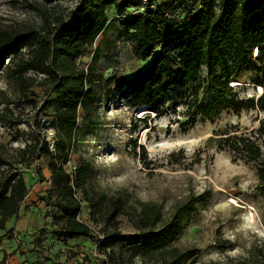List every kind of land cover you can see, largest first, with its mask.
Masks as SVG:
<instances>
[{
  "label": "rangeland",
  "instance_id": "374dc122",
  "mask_svg": "<svg viewBox=\"0 0 264 264\" xmlns=\"http://www.w3.org/2000/svg\"><path fill=\"white\" fill-rule=\"evenodd\" d=\"M77 2L0 0V27H39L43 9L50 14L68 13ZM133 14V9L123 15L112 7L106 9L107 18L123 19ZM118 24L99 35L89 50L91 53L104 35L112 40L103 45L95 62L96 89L101 96L97 109L99 121L94 128H89L79 112L81 129L66 170L74 174L81 162H89L92 167L85 184L88 190L108 195L124 193L132 201L159 204L164 218L174 206L191 196H199L171 242L181 250H197L183 264H234V261L252 258L259 249H264V193L257 187L258 163L232 151L223 138L233 134L249 136L260 146L264 158V135L256 131L259 120L264 118V109L254 106L236 112L221 102L217 90L194 89L205 78V66L201 67L197 81L170 91L161 112L130 107L121 96L123 83L146 68L150 58L144 61L136 58L131 43L115 37ZM90 60L88 54L78 58L77 63L85 68ZM257 75L255 65L243 67L237 76L229 79L225 96L236 100L254 99ZM26 76L36 79L31 90L22 95L10 70L0 74V90L9 99V104L1 103L0 108L7 106L11 113L10 121L0 122V152L10 162L1 169L17 171L28 187L17 218L0 229V258L5 253V264H14L11 256L19 252L25 258L22 264H106L93 251L111 250L115 256L111 264H157L159 255H143L142 248L127 244V237L136 232L127 216L118 215L115 223L107 221L104 210L95 211L92 216L80 190H76V196L81 199L78 217L89 226L92 236L71 240L55 236L51 220L58 211L41 200L51 186L47 160L34 156L22 163L15 161V150L26 143L41 140L54 148L55 131L50 119L55 95H47L43 76L31 71ZM136 117H146L148 124L144 125ZM134 142L135 155L132 153ZM140 145L146 151L143 157ZM146 162L149 168L145 167ZM37 170L44 180L37 175ZM116 233L119 235L103 239ZM131 257L133 261L129 263L127 259Z\"/></svg>",
  "mask_w": 264,
  "mask_h": 264
},
{
  "label": "trees",
  "instance_id": "16d2710c",
  "mask_svg": "<svg viewBox=\"0 0 264 264\" xmlns=\"http://www.w3.org/2000/svg\"><path fill=\"white\" fill-rule=\"evenodd\" d=\"M43 1L57 3L59 0ZM141 1L78 0L68 13L54 11L50 14L43 9L39 27H0V74L10 70L18 92L26 95L36 79L26 76V72L31 71L43 76L47 95H55L50 119L55 131L54 148L51 149L47 142L35 140L14 152L18 163L34 156L47 160L51 186L41 200L58 211L51 220L55 236L62 240L92 236L89 226L78 219L81 199L76 196V190H80L92 216L95 211L104 210L107 221L115 223L118 215L131 220L136 232L127 237V244L142 248L143 255H159L157 264H183L197 250H181L171 242L181 231L199 196H191L174 206L164 218L159 204L132 201L130 195L124 193L108 195L88 190L85 184L92 167L89 162H81L72 177L66 171L65 165L81 129L79 112L89 128H94L99 121L97 109L101 96L96 89L95 62L103 45L112 40L104 35L91 53L89 50L99 35L119 22L115 37L130 42L136 58L142 61L150 58L146 68L123 83L121 96L130 107L161 112L170 91L197 81L201 67L205 66V78L202 84L196 83L194 89L217 90L221 102L236 112L255 105L264 109V94L254 101L253 98H227L224 92L229 79L249 65H255L258 73L255 83L264 85V0H146L143 4ZM153 4L155 6L151 7ZM139 6H143L141 12L123 19L106 16L108 7L123 15L126 10ZM254 49L256 56H253ZM88 54L90 63L85 68L80 67L78 58ZM8 100L6 92L0 90V104L7 105ZM10 114L7 106L0 108V122L10 121ZM136 119L148 124L146 117ZM256 131L264 135V118L259 120ZM223 141L232 151L258 163L260 183L257 187L264 193V158L260 146L243 134L227 135ZM132 146L135 155L136 143ZM139 148L140 156H145L144 147L140 145ZM142 161L145 162V158ZM5 165L10 162L0 152V229H5L12 218H17L20 204L28 194L24 178L17 171L1 169ZM144 165L149 168L147 162ZM37 175L44 180L40 170ZM117 235H107L103 239ZM106 253L110 262L115 261L113 251ZM6 259L4 253L0 264H5ZM127 261L131 263L133 258ZM234 264H264V249Z\"/></svg>",
  "mask_w": 264,
  "mask_h": 264
},
{
  "label": "built area",
  "instance_id": "2783aa9c",
  "mask_svg": "<svg viewBox=\"0 0 264 264\" xmlns=\"http://www.w3.org/2000/svg\"><path fill=\"white\" fill-rule=\"evenodd\" d=\"M146 0H142L141 2H142V4L145 2ZM155 5L153 4V5H151V7H154ZM131 9H133V11H134V13L135 12H141L142 10H143V6H139L138 7V9H135L134 7L133 8H131ZM256 54H257V51H256V49H254V51H253V56H256ZM253 93H254V99H255V101L257 100V98L259 97V96H261V95H263L264 94V85H259V84H255V89L253 90ZM255 107L256 108H258V106L257 105H255ZM263 119V118H262ZM69 162V161H68ZM67 162V163H68ZM66 163V164H67ZM67 171V170H66ZM68 172V171H67ZM69 173V172H68ZM70 174V176L72 177L74 174H71V173H69ZM250 209V208H249ZM249 211V213H250V215L252 214V212H251V210H248ZM78 219H79V217H78ZM80 220V219H79ZM81 221V220H80ZM93 255L94 256H96V257H98V258H101V259H103L104 260V262H106V264H111L110 263V261L108 260V258H107V254L103 251H97V250H94L93 251Z\"/></svg>",
  "mask_w": 264,
  "mask_h": 264
},
{
  "label": "crops",
  "instance_id": "0c3cea01",
  "mask_svg": "<svg viewBox=\"0 0 264 264\" xmlns=\"http://www.w3.org/2000/svg\"><path fill=\"white\" fill-rule=\"evenodd\" d=\"M6 253H9L8 250H6ZM11 258H14V260H13V263H14V264H22V263L24 262V260H25V258L22 257V255L19 254V252L14 253V254L11 256ZM8 264H9V263H8Z\"/></svg>",
  "mask_w": 264,
  "mask_h": 264
}]
</instances>
